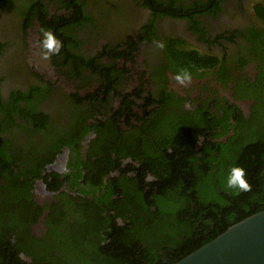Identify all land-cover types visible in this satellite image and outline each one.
<instances>
[{
    "label": "flooded vegetation",
    "instance_id": "obj_1",
    "mask_svg": "<svg viewBox=\"0 0 264 264\" xmlns=\"http://www.w3.org/2000/svg\"><path fill=\"white\" fill-rule=\"evenodd\" d=\"M65 3L0 2V139L9 160L0 167L10 169L6 172L10 180L0 177V197L13 177L26 173L33 179L30 194L42 210L28 208L27 216L36 220L30 226L38 238L48 231L49 207H70L74 201L69 197H80L85 201L80 204H87L93 194L100 195L89 177L110 147L132 140L152 124L169 125L182 117L198 120L205 110L223 115L224 108L238 106L249 119L256 101L241 96L264 77V21L256 13L264 0H70L72 8ZM31 5L47 9L51 21L84 20L66 32V39L57 38L63 47L70 46L89 60L91 68L82 77L73 74L72 65L63 64L60 54L43 59L37 44L44 39L39 19L24 28ZM169 39L216 58L217 66L199 70V77L192 76L191 84L181 86L175 80L180 72L173 69L168 53L174 47L168 45ZM114 52L122 56L114 59ZM100 66L116 67V89H110L111 75H97ZM77 96L85 100L79 106ZM44 116L47 125L38 129L36 123ZM229 120L234 123L232 117ZM108 123L114 134L101 132ZM229 135L219 140L226 141ZM129 164L142 167L132 157L122 158L120 169L103 177L104 183L122 170L136 177ZM153 179L149 172L147 182ZM58 184V190L49 189Z\"/></svg>",
    "mask_w": 264,
    "mask_h": 264
},
{
    "label": "trees",
    "instance_id": "obj_2",
    "mask_svg": "<svg viewBox=\"0 0 264 264\" xmlns=\"http://www.w3.org/2000/svg\"><path fill=\"white\" fill-rule=\"evenodd\" d=\"M65 4L68 8L73 6L70 0ZM28 9L24 28L27 30L38 18L42 29L52 31L56 38L66 39L68 30L84 23L80 17H57L51 21L41 5ZM256 13L264 21L263 5ZM167 43L174 45L168 53L176 72L187 70L191 76L199 77V70L218 64L216 58L183 47V42L169 39ZM60 56L64 65H72L75 76L82 77L91 68L87 65L89 60L74 53L70 46L61 48ZM120 56L122 53L112 55L114 59ZM100 68L97 75H111L110 89H116V67ZM241 97L256 101L252 120L244 118L238 106L224 108L223 115L205 110L198 120L182 117L169 125L152 124L132 140L110 147L106 158L104 153V162L94 167L89 177L93 191L97 189L100 195L93 194L94 199H86L87 204H80L85 203L80 197L68 196L75 202H71L72 206L49 207L52 212L46 221L48 231L42 237L32 234L33 219L27 216L28 208L42 210L30 194L33 179L26 173L11 177L5 186L6 198L3 194L0 197V264H176L231 226L263 211L264 77ZM84 102L75 97L76 106ZM231 117L234 123H230ZM47 120L44 116L36 127L44 128ZM119 130L116 128L115 134ZM105 131L114 134L111 123L101 132ZM224 135H229L227 140H219ZM4 144L0 139V166L4 160L9 163L2 153ZM126 157L142 164L140 169L129 164L136 177H129L122 170L105 184L103 177L119 170L121 159ZM234 166L245 169L251 191L236 194L237 190L226 187ZM6 172H10L9 167H0V177L10 180ZM149 172L154 179L147 182ZM60 185L49 189L56 191ZM8 188H13L12 192Z\"/></svg>",
    "mask_w": 264,
    "mask_h": 264
},
{
    "label": "water",
    "instance_id": "obj_3",
    "mask_svg": "<svg viewBox=\"0 0 264 264\" xmlns=\"http://www.w3.org/2000/svg\"><path fill=\"white\" fill-rule=\"evenodd\" d=\"M176 264H264V210L231 226Z\"/></svg>",
    "mask_w": 264,
    "mask_h": 264
},
{
    "label": "clouds",
    "instance_id": "obj_4",
    "mask_svg": "<svg viewBox=\"0 0 264 264\" xmlns=\"http://www.w3.org/2000/svg\"><path fill=\"white\" fill-rule=\"evenodd\" d=\"M41 33L44 37L42 41H37V44L42 48V57L45 60L51 58L52 55L60 54L61 48L63 47L62 42L59 41L52 31L41 29ZM159 47H163L162 43L158 44ZM175 80L181 86L187 87L192 83L191 73L184 70L182 73L175 76ZM246 171L242 167L234 166L230 169L229 176L227 179L226 187L228 189L237 190L236 194L240 192L251 191V185L245 179Z\"/></svg>",
    "mask_w": 264,
    "mask_h": 264
},
{
    "label": "rangeland",
    "instance_id": "obj_5",
    "mask_svg": "<svg viewBox=\"0 0 264 264\" xmlns=\"http://www.w3.org/2000/svg\"><path fill=\"white\" fill-rule=\"evenodd\" d=\"M49 66V68H50V65H48ZM81 89V88H80Z\"/></svg>",
    "mask_w": 264,
    "mask_h": 264
}]
</instances>
